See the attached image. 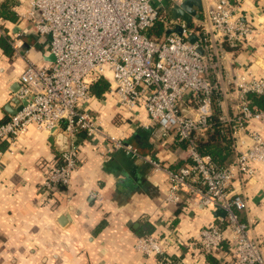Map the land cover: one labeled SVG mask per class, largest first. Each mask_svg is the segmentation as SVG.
Masks as SVG:
<instances>
[{"label": "built area", "instance_id": "built-area-1", "mask_svg": "<svg viewBox=\"0 0 264 264\" xmlns=\"http://www.w3.org/2000/svg\"><path fill=\"white\" fill-rule=\"evenodd\" d=\"M181 1L27 0L18 16L48 40L54 61L39 65L25 54L18 92L25 103L0 123V154L5 142L14 145L30 125L62 130L68 144L43 182L48 192L72 189L81 136L89 141L103 137L105 145L99 151L105 157L120 150L138 157L134 146L106 133L88 109L91 87L106 81V94L120 106L133 111L142 103L160 139L174 135L186 144L187 163L178 170L152 162L169 179L166 201L179 202L180 194L188 193L211 212L226 213L200 231L199 251L210 254L228 242L233 264H264L260 245L249 236V225L240 220L247 201L234 187L239 177L255 176L257 166L264 164V111L253 109L247 100L250 93L264 96V78L244 68L233 55L249 44L252 28L229 0H216L202 18L187 24L167 12ZM157 22L164 28L161 37L150 35ZM177 27L180 33L174 32ZM214 106L221 110L219 120L236 140L235 161L229 167H219L199 151L198 142L213 129ZM252 122L257 128L247 143L242 134ZM168 244L177 245V241L170 238L165 243L154 235L143 236L135 250L165 264L170 263Z\"/></svg>", "mask_w": 264, "mask_h": 264}, {"label": "crops", "instance_id": "crops-1", "mask_svg": "<svg viewBox=\"0 0 264 264\" xmlns=\"http://www.w3.org/2000/svg\"><path fill=\"white\" fill-rule=\"evenodd\" d=\"M26 1L0 0V123L23 103L18 92L25 54L39 65L53 63L48 40L18 16ZM229 2L252 28L249 44L234 59L264 78V0ZM215 3L202 0L200 18ZM88 107L106 133L134 146L139 156L120 150L105 157L99 151L103 137L89 141L81 136L72 189L48 192L43 182L68 144L63 131L30 125L14 145L5 142L0 154V264H160L156 256L135 250L137 240L147 234L165 243L177 241L166 246L168 264H233L228 242L210 254L199 251L200 231L218 222L198 197L181 193L179 202L166 201L169 179L152 162L178 170L187 163L186 144L174 135L160 139L141 102L130 111L104 92L93 94ZM227 112L231 114L230 106ZM256 128L252 122L242 134L245 142H252ZM234 187L247 201L240 220L264 253V164L257 166L255 176L239 177Z\"/></svg>", "mask_w": 264, "mask_h": 264}, {"label": "trees", "instance_id": "trees-1", "mask_svg": "<svg viewBox=\"0 0 264 264\" xmlns=\"http://www.w3.org/2000/svg\"><path fill=\"white\" fill-rule=\"evenodd\" d=\"M167 12L168 14L172 15L170 10ZM164 33L165 32L162 23L157 22L152 28L150 35L153 37H161ZM108 87L109 84L106 81H99L91 87V90L95 96L101 97L103 93L108 90ZM247 100L253 109L264 111V96L250 93L247 97ZM220 116L221 112L219 108L214 106L211 117L214 123L213 129L208 131L206 138L201 139L198 142V145L199 151L202 154L209 155L219 167L224 168L229 167L234 163L236 155L234 150V139L230 134L231 129L220 122ZM149 235L152 234H147L145 236Z\"/></svg>", "mask_w": 264, "mask_h": 264}, {"label": "water", "instance_id": "water-1", "mask_svg": "<svg viewBox=\"0 0 264 264\" xmlns=\"http://www.w3.org/2000/svg\"><path fill=\"white\" fill-rule=\"evenodd\" d=\"M203 12V4L202 0H182L180 5H177L172 8L171 13L174 19H181L187 24H191L193 18L200 17L199 13ZM174 32L180 33L181 29L177 27ZM191 41L195 42V36L191 37ZM52 61H54V57L51 55ZM25 102L22 103L18 111L21 110ZM215 217H225L226 213L220 209L214 212Z\"/></svg>", "mask_w": 264, "mask_h": 264}]
</instances>
